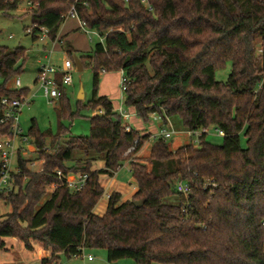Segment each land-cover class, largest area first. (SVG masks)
<instances>
[{"label":"trees","instance_id":"trees-1","mask_svg":"<svg viewBox=\"0 0 264 264\" xmlns=\"http://www.w3.org/2000/svg\"><path fill=\"white\" fill-rule=\"evenodd\" d=\"M30 1L34 7L24 14L33 40L40 28L48 40L58 39L74 7L103 43L79 58L93 74V96L84 106L93 113L90 134L63 142L62 126L41 133L32 122L28 135L41 169L31 171L17 153L18 175L0 193L10 208L0 216V250L13 238L26 251H49L41 264L84 250H104L111 264H264V0ZM22 3L0 0V13L10 16ZM25 61L23 48L0 46V99L28 95L10 87ZM227 63V80L217 82L215 72ZM113 72L127 80L123 104L142 123L151 114L178 117L187 131H221V145L207 142L205 132L196 146L174 150L157 139L146 159H137L149 136L126 132L111 101L98 95L100 75ZM56 100L59 118L78 115L69 111L65 91ZM9 129L0 125V137ZM100 158L103 167L93 170ZM124 162L135 192L123 200L112 191L104 213L95 214L104 193L100 177L112 178ZM2 169L0 163V175ZM57 172L87 175L86 185L70 190ZM178 183L188 187L186 195L177 192Z\"/></svg>","mask_w":264,"mask_h":264},{"label":"rangeland","instance_id":"rangeland-1","mask_svg":"<svg viewBox=\"0 0 264 264\" xmlns=\"http://www.w3.org/2000/svg\"><path fill=\"white\" fill-rule=\"evenodd\" d=\"M28 10L26 3H22L19 8L14 11L10 16H4L0 13V46L9 49L23 48L25 50L26 61L24 63L23 73L19 76V81L22 88L28 89V95L32 97V101L29 105L22 108L19 116V125L24 135L28 136L27 142H21L18 145L22 147L24 158L27 160H34L36 153L34 147H32V137L28 135L32 122L35 123L36 129L41 132L50 131L55 134L59 127H63L67 130V133L62 139L66 142L70 138L86 137L90 134L89 117L93 115L86 106L87 102L92 99L93 96V74L91 69L85 65L82 70H77L74 66L71 72L72 83L65 88L66 99L68 100V107L71 113H78L73 118L58 117V110L60 103L58 100H47L42 92L38 89V86L34 83L36 78V70L39 66L49 65L54 68H59L63 62L68 59L74 64V60L81 56H90L94 45L100 42V38L96 32L90 31L88 33L82 32L78 26L76 20L66 19L62 24L58 39L52 46V41L46 39L39 41L33 40L29 28L31 25V19L28 15L24 14V11ZM61 40V43L59 42ZM68 52L71 53L68 56ZM259 54L257 47V55ZM231 71V64L227 63L225 68L218 69L215 72L214 78L217 82H225ZM111 74H116L113 72ZM101 77L99 78V82ZM13 85L11 82L10 87ZM114 83L107 85L108 90L112 91ZM79 94L82 98L79 99ZM119 104L120 100H119ZM123 112L127 113L128 110L124 105H120ZM171 121L167 125L169 131H173L171 137L166 141L171 150L178 147L192 143L194 146L198 144L197 137L189 138L187 130L183 128L181 121L178 117L170 118ZM124 123V121H122ZM143 128L137 130L140 136L149 133L150 129L154 127L158 129V123L154 122L151 118L149 122L142 123ZM134 128V127H133ZM135 129V128H134ZM200 132V131H199ZM205 139L207 142L213 145H221L222 136H219L217 130L210 127L206 130ZM152 133L148 136L151 137ZM240 146L245 148V138L243 134L239 136ZM154 139L148 138L143 143L141 149L136 154V158L145 160L149 154L150 147ZM144 161H142L143 163ZM146 164V163H145ZM72 164H66L71 166ZM149 167V165H147ZM103 167L102 158L96 162L93 166V170L101 169ZM41 168L36 166L35 170ZM68 178L71 180L77 179V174H68ZM100 182L104 187V193L95 207L96 214H103L106 197L105 194H109L110 191H116L121 193L123 200L129 199L135 190V184L130 175L129 162H124L116 174L109 178L107 176H101ZM112 188V190H110ZM52 191V186L47 189V192ZM10 208L0 202V216L8 213ZM7 251L0 250V264H39V252L38 248H35L33 252L26 251L23 245L16 239H5ZM50 252L44 255L48 259ZM87 256L92 257V261L87 260ZM57 264H111L106 260V252L104 250H84L82 255L67 259L65 255L59 253L57 255ZM113 264V263H112ZM114 264H138L132 260H120Z\"/></svg>","mask_w":264,"mask_h":264},{"label":"built area","instance_id":"built-area-1","mask_svg":"<svg viewBox=\"0 0 264 264\" xmlns=\"http://www.w3.org/2000/svg\"><path fill=\"white\" fill-rule=\"evenodd\" d=\"M24 1L28 9L34 7L33 3L30 0H24ZM141 2L146 3V0H141ZM66 19H74L78 21L80 30H82V32L84 33L90 32V30H87L84 27V25L79 21L74 7H72L69 10V12L64 16V20ZM29 32H31V30H29ZM98 36L100 38V43H103V37L100 36L99 34ZM46 39H48L47 29L40 28V34L38 36V40L41 42ZM55 41H53L52 44H54ZM73 69H74V64L68 59H66L59 68H54L49 65L39 66L38 69L36 70L35 84L38 86V89L42 92L43 96L47 100H56L59 97H61L62 93L65 91V88L71 85L72 83L71 72L73 71ZM57 75H60L59 81L56 80ZM12 83H13L12 88L14 90H20L22 88L18 78L14 79ZM126 84H127V80L122 75L119 83V89L122 94L125 91ZM31 101H32V97L30 95L12 100H9L8 98L0 99V125L2 124L10 125L8 136L0 137V163L2 164V168H3L0 175V193L4 189L10 187L14 177L18 175L19 170L17 165V153L20 151L22 157L24 158L25 156L21 150L23 148L20 147L18 144L21 142H27L28 137L23 134L20 128L19 116L21 114L22 108L26 105H29ZM118 114L124 121H127L129 118V115L122 111H120ZM150 118L154 122L162 123V126L155 134L149 137L154 140L169 139L173 134V131H169L167 129V125L169 123L168 118L163 117L162 115L159 114H151ZM124 127L126 132L130 130V127L128 125H124ZM199 131H194V132L187 131L186 133L190 139L197 137L199 142L200 135L203 132H205L204 130H199ZM217 133L219 136H223V133L221 131L217 130ZM133 149H134L133 147L130 148L128 152L132 151ZM32 152H35V148L34 151ZM27 161H28V168L31 171L34 172L40 171L41 168L37 170H35V168L37 165L41 167L42 161L37 160L36 158L34 160H27ZM56 175L59 181H61L68 189L73 191H80L81 189H83L84 186L86 185V181L88 178L87 175L77 174L76 180H72V179L70 180L68 176L62 175L61 172H57ZM53 187L54 185H52V188ZM176 190L177 192L186 195L188 192V187L182 183H178L176 185ZM108 195L109 194H105L106 199ZM87 260L92 261V257L87 256ZM39 264H41V262Z\"/></svg>","mask_w":264,"mask_h":264},{"label":"crops","instance_id":"crops-1","mask_svg":"<svg viewBox=\"0 0 264 264\" xmlns=\"http://www.w3.org/2000/svg\"><path fill=\"white\" fill-rule=\"evenodd\" d=\"M77 22V24H78V26H79V23H78V21H76ZM60 34H58V37H60L59 36ZM54 44H52V46H53ZM80 58V57H79ZM78 58V59H79ZM121 76H122V73L121 72H116V74H111V73H102L101 75H100V77H101V80H100V82H99V86H98V95L99 96H105V97H107L110 101H111V103H112V105H113V109H114V111L115 112H120V111H122V109H121V106L120 105H124L123 104V94L120 92V89H119V83H120V79H121ZM36 79V78H35ZM111 82H113L114 83V87H113V90L111 91H109L108 90V88H107V85H109V84H111ZM34 83H35V80H34ZM22 87V86H21ZM65 95H66V93H65ZM119 100H120V103H122V104H119ZM127 110H128V112H127V114L129 115V118H128V120L127 121H124V120H122V121H124V123H123V125H128L130 128H135V130H139V129H142L143 128V126H142V122L135 116V113H134V111L132 110V109H130V108H127ZM123 112V111H122ZM125 113V112H124ZM168 121H169V123H170V121H171V119L169 118L168 119ZM156 123H158V122H156ZM168 123V124H169ZM162 126V123H158V129H155L154 127H152L151 129H150V131H149V133L147 132V133H145V135H150L151 133L152 134H155L158 130H159V128ZM144 136V135H143ZM150 138V137H149ZM100 184H101V186L103 187V185H102V183L100 182ZM103 189H104V187H103ZM110 190H112V188L110 189ZM112 191H110L109 192V194L111 193ZM135 192V190L133 191V193ZM132 193V194H133ZM105 208H106V205H105ZM104 211H105V209H104ZM94 213H95V211H94ZM104 213V212H103ZM96 214V213H95ZM39 250H38V252H39V260H40V262L43 260V259H46V256H44L46 253H47V251H44V250H42L41 248H38ZM39 262V263H40Z\"/></svg>","mask_w":264,"mask_h":264},{"label":"water","instance_id":"water-1","mask_svg":"<svg viewBox=\"0 0 264 264\" xmlns=\"http://www.w3.org/2000/svg\"><path fill=\"white\" fill-rule=\"evenodd\" d=\"M74 66L77 68V70H82V66H81V63H80V60L78 59V58H76L75 60H74ZM82 98V96H81V94H79V99H81ZM140 205V203L139 202H135V206H139Z\"/></svg>","mask_w":264,"mask_h":264}]
</instances>
